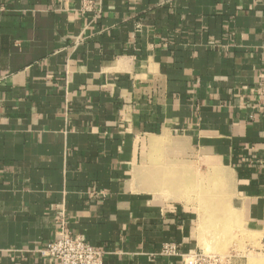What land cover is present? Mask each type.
I'll return each instance as SVG.
<instances>
[{
    "label": "crops",
    "instance_id": "obj_1",
    "mask_svg": "<svg viewBox=\"0 0 264 264\" xmlns=\"http://www.w3.org/2000/svg\"><path fill=\"white\" fill-rule=\"evenodd\" d=\"M262 73L264 0H0V264H55L60 230L182 264L192 216L150 189L200 161L264 237Z\"/></svg>",
    "mask_w": 264,
    "mask_h": 264
},
{
    "label": "rangeland",
    "instance_id": "obj_2",
    "mask_svg": "<svg viewBox=\"0 0 264 264\" xmlns=\"http://www.w3.org/2000/svg\"><path fill=\"white\" fill-rule=\"evenodd\" d=\"M196 167L188 171L197 177L186 171L169 173L163 176V183L167 179L182 178L180 183L173 186L169 182L164 188L159 185L150 191L168 200L182 199L192 216L193 249L194 254L201 256V264H264V237L247 231L239 213L234 211V179L216 167L210 172L202 161Z\"/></svg>",
    "mask_w": 264,
    "mask_h": 264
},
{
    "label": "built area",
    "instance_id": "obj_3",
    "mask_svg": "<svg viewBox=\"0 0 264 264\" xmlns=\"http://www.w3.org/2000/svg\"><path fill=\"white\" fill-rule=\"evenodd\" d=\"M257 95L260 99L259 110L264 112V73L257 83ZM177 248L174 245H165L162 254L166 256L176 255ZM36 252L44 259L54 261L55 264H104L106 253L99 248L86 243L81 237L60 230L54 239ZM182 264H201L202 259L197 254L182 255Z\"/></svg>",
    "mask_w": 264,
    "mask_h": 264
},
{
    "label": "bare ground",
    "instance_id": "obj_4",
    "mask_svg": "<svg viewBox=\"0 0 264 264\" xmlns=\"http://www.w3.org/2000/svg\"><path fill=\"white\" fill-rule=\"evenodd\" d=\"M218 177H220V174L219 175H217ZM217 176H216V178H217ZM223 177V176H222ZM221 177V178H222ZM177 178H173V179H171V180H169V182L171 183V185H175V184H179L180 183V180H182V178L181 179H177ZM165 183H166V181H165ZM183 186V185H182Z\"/></svg>",
    "mask_w": 264,
    "mask_h": 264
}]
</instances>
